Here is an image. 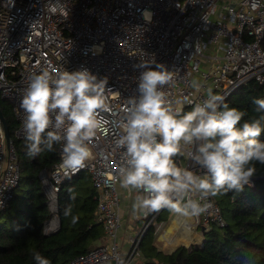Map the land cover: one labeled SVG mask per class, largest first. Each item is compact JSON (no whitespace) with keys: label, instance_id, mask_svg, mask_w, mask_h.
<instances>
[{"label":"built area","instance_id":"obj_1","mask_svg":"<svg viewBox=\"0 0 264 264\" xmlns=\"http://www.w3.org/2000/svg\"><path fill=\"white\" fill-rule=\"evenodd\" d=\"M48 2L0 0V103H9L17 122L14 137L24 140L25 114L20 101L34 73L71 72L83 67L98 78H107L111 111L102 115L108 124L92 139V156L75 174L86 172L90 176L97 201L94 217L102 227L104 243L99 242L68 264H108L114 254L122 256L126 264H142L141 240L151 228L160 232L162 225L156 221L166 209L134 216L125 240L120 241L118 177L123 149L115 145L120 132L116 124L124 117L128 98L138 96L141 70L134 66L154 59L172 71L173 81L162 91L174 107L185 112L206 98L208 88L228 100L249 82L264 87V0H63L70 8L67 17L50 14ZM144 10L153 13L151 23L143 19ZM193 81L200 87L194 88ZM57 158L51 169L39 173L50 213L43 226L45 235L60 229V187L69 179L62 173L55 177L59 145ZM175 159L178 166L199 174L186 156ZM21 175L14 144L10 140L7 147L0 122V213L12 201ZM248 186H253L252 180ZM207 202V211L192 217L193 226L203 233L212 226H225L218 203L213 197ZM136 222L140 226L134 229Z\"/></svg>","mask_w":264,"mask_h":264},{"label":"clouds","instance_id":"obj_2","mask_svg":"<svg viewBox=\"0 0 264 264\" xmlns=\"http://www.w3.org/2000/svg\"><path fill=\"white\" fill-rule=\"evenodd\" d=\"M46 7L53 15L67 17L70 13L63 0H49ZM142 16L151 23L152 12L144 10ZM134 67L141 70L138 96L128 98L124 117L116 124L120 132L115 140L116 147L123 149L119 186L137 193L133 214L148 216L167 209L183 217H199L207 211L209 197L240 193L251 185L256 164L264 165V140L260 139L264 115L241 123L246 113L230 107L211 88L202 102L182 111L162 91L173 81L172 71L154 59L141 60ZM107 85L106 77L98 78L83 67L34 73L20 101L28 157L55 152L59 145L55 177L62 173L70 179L83 169L92 156V139L108 124L102 115L111 111ZM193 87L200 85L193 81ZM253 104L257 112L264 113V98L253 99ZM178 156L193 161L199 174L178 166ZM72 211L68 204L64 215L75 224L79 218ZM34 260L51 264L39 252L34 253ZM113 260L126 264L120 255L114 254L108 264Z\"/></svg>","mask_w":264,"mask_h":264},{"label":"trees","instance_id":"obj_3","mask_svg":"<svg viewBox=\"0 0 264 264\" xmlns=\"http://www.w3.org/2000/svg\"><path fill=\"white\" fill-rule=\"evenodd\" d=\"M262 47L264 49V40ZM255 98H264V87L249 82L226 103L246 113L243 123L264 115L256 111ZM0 110L12 140L17 122L9 103L2 100ZM260 139L264 140V134ZM12 143L24 183L15 189L8 208L0 213V264H36V252L49 259L51 264H68L103 238L102 227L94 217L97 201L90 176L80 172L61 185L58 199L60 229L45 235L43 226L50 213L39 173L57 163V146L55 152L29 158L25 140H12ZM256 168L257 172L251 178L252 187L245 185L240 193L213 197L225 219L223 228L212 226L203 233L201 246L181 245L171 253H164L154 245L155 235L151 228L140 243L142 264H264V165L256 164ZM73 195L74 200L71 199ZM68 204L72 205V214L79 218L75 224L71 217L64 215Z\"/></svg>","mask_w":264,"mask_h":264},{"label":"rangeland","instance_id":"obj_4","mask_svg":"<svg viewBox=\"0 0 264 264\" xmlns=\"http://www.w3.org/2000/svg\"><path fill=\"white\" fill-rule=\"evenodd\" d=\"M12 140L17 139L13 136ZM23 183L24 174L22 172L20 185H22ZM158 219L156 223L162 222V229L160 230V232H154V242L156 241V244H158L160 247L169 250L170 248L178 244V242L187 244L188 246L195 244L193 242H197L196 245H200V243L203 242V240H200V238L203 237V232L201 228L193 226L192 217H183L166 209L160 214ZM139 226L140 223L136 222L132 227L135 229ZM172 234H175L177 237H179V241L176 242L174 241V239H171L169 236H171ZM180 236H183L185 238Z\"/></svg>","mask_w":264,"mask_h":264},{"label":"crops","instance_id":"obj_5","mask_svg":"<svg viewBox=\"0 0 264 264\" xmlns=\"http://www.w3.org/2000/svg\"><path fill=\"white\" fill-rule=\"evenodd\" d=\"M118 192H119V195H120V199H121V202H120V212H121V216H122V228L119 232V236H120V241L123 242L125 240V236L128 234L127 233V229L128 226H130L133 222V219H134V216H137V215H134L133 214V211H132V204L135 200V197L137 195V193L135 191H129V190H125V189H122L119 184H118ZM162 223V222H160ZM176 235L175 234H172L171 236H169L171 239H174V241H179V237H175ZM180 237H183V236H180ZM185 238V237H183ZM195 239V238H194ZM200 240H203V237L200 238ZM199 241V240H198ZM101 243H104V239L102 238L100 240ZM193 243H197V242H193ZM99 244V242L96 243V245ZM199 244V243H198ZM154 245L159 249L161 250L162 252L164 253H171L173 252L178 246H188L187 244H182V243H179L176 244L175 246H173L172 248H170L169 250H166L165 248H162L160 247L158 244H156V241L154 242ZM125 247V246H124ZM126 249V247H125Z\"/></svg>","mask_w":264,"mask_h":264},{"label":"water","instance_id":"obj_6","mask_svg":"<svg viewBox=\"0 0 264 264\" xmlns=\"http://www.w3.org/2000/svg\"><path fill=\"white\" fill-rule=\"evenodd\" d=\"M0 122L2 124V128H3V131H4V136H5V141H6V145L8 147L9 143H10V134H9V130H8V127H7V124H6V121L4 119V116L0 110Z\"/></svg>","mask_w":264,"mask_h":264},{"label":"bare ground","instance_id":"obj_7","mask_svg":"<svg viewBox=\"0 0 264 264\" xmlns=\"http://www.w3.org/2000/svg\"><path fill=\"white\" fill-rule=\"evenodd\" d=\"M172 229V228H171Z\"/></svg>","mask_w":264,"mask_h":264}]
</instances>
